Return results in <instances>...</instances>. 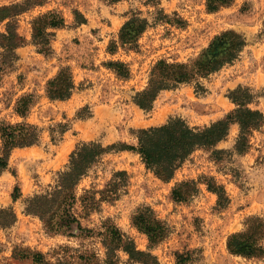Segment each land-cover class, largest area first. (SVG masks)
I'll list each match as a JSON object with an SVG mask.
<instances>
[{
	"label": "rangeland",
	"instance_id": "1",
	"mask_svg": "<svg viewBox=\"0 0 264 264\" xmlns=\"http://www.w3.org/2000/svg\"><path fill=\"white\" fill-rule=\"evenodd\" d=\"M20 1L0 0V6ZM51 10L61 12L66 20L65 27L55 31L52 54L40 53L33 44L20 48L17 72L6 75L0 87V123L24 121L15 112L16 101L25 93H36L39 102L28 121L44 129L42 143L16 149L9 169L0 175V206H14L18 214L14 227L0 230V264H34L32 258L15 256V251L20 256L41 252L52 261L63 256V246L104 252L95 240L82 243L47 233L38 217L25 212V201L56 184L80 144L98 141L104 146H137L140 129L164 125L175 117L191 127L204 128L236 109L230 91L239 86L250 87L255 93L264 90V0H234L217 12L209 11L207 0H49L19 17L21 34L30 41L32 20ZM133 12H141L152 26L140 38L138 49L120 48L112 54L110 46L119 40L120 30ZM158 17L164 21H156ZM82 20L85 23H79ZM4 30L1 25L0 31ZM228 30L244 34L248 45L234 64L201 80L206 92H197L195 84H184L162 92L150 112L135 104L134 97L148 86L158 61L188 62ZM118 60L129 66V79L117 77L105 66ZM65 66L73 71L76 90L69 100L51 101L46 96L47 83ZM253 107L264 111V98ZM60 123L68 124L69 129L53 142L50 129ZM239 131V125H234L229 137L215 148L195 151L171 182L150 172L135 151L116 150L105 155L81 180L78 197L96 190L100 199V192L110 187L117 172L127 173V186L118 200L105 201L86 218L81 215L83 225L98 228L112 218L135 239L140 250H148L147 236L131 219L137 208L146 205L172 226L170 238L153 250L162 264H176V252L195 250L198 261L194 264H264V260L235 256L227 248L228 237L241 231L248 217L264 216V127L254 133L245 154L235 151ZM202 177L214 178L224 186L230 200L225 209L219 208L218 196L206 182L188 203L175 202L172 191L178 183ZM16 186L22 197L14 202ZM77 210L82 212L80 202Z\"/></svg>",
	"mask_w": 264,
	"mask_h": 264
},
{
	"label": "trees",
	"instance_id": "2",
	"mask_svg": "<svg viewBox=\"0 0 264 264\" xmlns=\"http://www.w3.org/2000/svg\"><path fill=\"white\" fill-rule=\"evenodd\" d=\"M120 1L122 0H110L112 3ZM48 2L49 0H23L0 6V26L5 27L4 31H0V87L6 75L17 72L20 48L33 44L40 53L47 56L52 54L55 31L66 25L61 12L51 10L36 16L31 22L30 41L21 34L19 22L20 16L43 7ZM233 2L234 0H207V5L210 12H217L223 7L231 6ZM75 13L79 15L78 12ZM159 20L163 18L156 19ZM151 26L150 20L142 17L141 12H133L121 28L119 40L112 42L110 52L116 54L120 48L138 49L140 38ZM262 34L264 35V22ZM247 45L248 41L244 34L228 30L216 36L198 57L188 62L170 63L166 59L158 61L151 71L148 86L134 97L135 104L142 110L150 112L162 92L177 89L184 84H195L197 92H206L207 89L201 80L234 64ZM105 66L121 79L127 80L131 77L129 66L122 61H109ZM75 90L73 71L65 66L48 81L46 96L51 101H66L71 99ZM261 97L264 98V90L255 93L250 87L239 86L229 94V98L237 107L224 118L204 128L191 127L179 117L171 118L164 125L140 129L137 133V146L125 143L104 146L98 141L80 144L71 154L66 170L59 173L56 184L25 201V212L38 217L47 233L65 235L82 243L95 240L104 252L92 247L63 246L61 247L63 256L56 261L48 260L41 252H28L20 256L15 251L14 255L32 258L34 264H162L153 250L164 244L173 231L169 222L160 218L152 207L145 205L137 208L131 218L132 225L147 236L148 250H140L135 239L112 218L103 221L98 228L85 227L81 221V215L86 218L99 211L105 201L119 199L121 190L127 186V173L117 172L109 184L110 187L100 192L102 195L100 199L96 190L87 191L79 198L77 188L81 180L88 176L105 155L116 150H130L141 155L146 168L157 178L171 182L195 151L201 148H215L229 137L234 125H239L240 128L235 151L238 154H245L251 147L254 133L264 127V111L253 107ZM38 102L39 96L36 93L23 94L16 101L15 112L24 121L0 123V175L9 169L12 154L16 149L42 143L44 129L28 121ZM79 117H82L81 114ZM68 129L69 125L62 123L52 127L50 129L52 141L55 142L58 135L64 136ZM204 182L207 183L208 189L218 196L219 208L225 209L229 205V197L224 186L218 185L214 178L202 177L199 181L187 180L178 183L172 191L173 199L177 203H188L199 194L200 184ZM21 197V188L16 186L13 193L14 202ZM79 202L82 212L77 210ZM17 221L18 214L14 206H0V230L11 229ZM227 248L235 256L264 260V216L248 217L244 228L228 237ZM195 252L197 251L176 252V264H194L198 261L194 257ZM123 255L127 256L126 260H123Z\"/></svg>",
	"mask_w": 264,
	"mask_h": 264
}]
</instances>
